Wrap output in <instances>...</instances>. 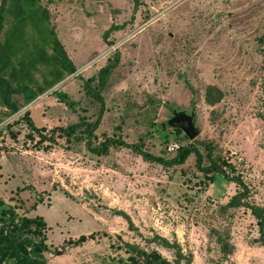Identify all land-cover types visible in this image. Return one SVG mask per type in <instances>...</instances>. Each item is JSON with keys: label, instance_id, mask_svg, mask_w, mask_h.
Here are the masks:
<instances>
[{"label": "rangeland", "instance_id": "obj_1", "mask_svg": "<svg viewBox=\"0 0 264 264\" xmlns=\"http://www.w3.org/2000/svg\"><path fill=\"white\" fill-rule=\"evenodd\" d=\"M37 3L47 10L49 25L76 70L0 128L25 110L45 131L80 118L93 120L95 104L84 97L82 81L94 77L117 51L118 64L101 93L98 140H143L150 154L172 155L163 135L177 147L190 141L182 133L173 138L169 116L192 113L194 139L210 142L231 163L249 189L247 202L264 210V0ZM35 80L40 83L38 75ZM207 85L222 93L213 106L204 102ZM61 96L73 104L67 106ZM150 128L155 132L147 136ZM26 133L23 121L0 133V201L19 215L41 217L49 249L90 233L147 247L143 239L156 235L189 253L190 264H264V248L252 243L257 232L249 213L242 208L218 213L235 185L219 176L204 180L192 155L178 168H162L125 148L95 156L75 140L58 139L48 151L35 150ZM119 213L136 231L127 229ZM211 229L227 231L225 256ZM107 243L100 237L59 255L50 252L46 263L107 264ZM148 247L172 259L171 252Z\"/></svg>", "mask_w": 264, "mask_h": 264}, {"label": "trees", "instance_id": "obj_2", "mask_svg": "<svg viewBox=\"0 0 264 264\" xmlns=\"http://www.w3.org/2000/svg\"><path fill=\"white\" fill-rule=\"evenodd\" d=\"M130 1L134 5L138 2ZM48 19L47 10L38 5L37 0H0V108L3 109L0 112V124L76 70L56 38ZM106 34L107 32L103 36ZM117 64L118 53L114 51L94 77L82 81L84 97L95 104L93 120L80 118L65 127H54L45 131L34 126L28 110H25L5 123L0 128V133L23 121L27 131L24 138L31 144L32 149L48 151L57 144L58 139L66 143L75 140L82 142L87 152L95 156L107 155L110 148H125L140 156L143 161L160 165L162 168H178L192 155L194 169L204 180L213 182L214 177L219 176L225 182L235 185V193L218 207V213L225 214L228 210L239 208L246 210L254 219L257 232L252 243L264 248V210L247 202L249 189L241 176L233 171L227 159L214 152L210 142L193 139L178 146L172 155H166L164 151V154L155 156L144 150L143 140L126 143L118 136L98 140L94 132L104 112L101 93L109 74ZM36 75L40 78L39 84L35 80ZM203 98L208 106H213L221 100L222 93L215 86L207 85ZM61 100L69 107L73 104L63 96ZM163 130L164 128H159V131ZM170 130L173 138L182 133L174 127ZM154 132V129L150 128L147 136H152ZM9 134L13 139L16 136L15 133ZM163 141L166 144L169 142L166 135H163ZM119 214L125 219L127 229L136 231L128 217L123 213ZM45 230L46 225L41 217L19 215L13 207L4 206L0 201V264H47V253L59 255L66 247L79 246L100 237L108 242L107 264H190L191 261L190 254L182 253L176 243L156 235L143 239L147 247L123 241L119 236L90 233L80 235L74 240L63 241V247L59 249H49L45 243ZM211 234L222 256L228 254L230 246L227 231L211 229ZM150 244L171 252L172 259L162 257L155 248L148 247Z\"/></svg>", "mask_w": 264, "mask_h": 264}, {"label": "water", "instance_id": "obj_3", "mask_svg": "<svg viewBox=\"0 0 264 264\" xmlns=\"http://www.w3.org/2000/svg\"><path fill=\"white\" fill-rule=\"evenodd\" d=\"M167 126L179 129L189 141L193 140L197 135L192 113L187 115L184 112H173L167 121Z\"/></svg>", "mask_w": 264, "mask_h": 264}, {"label": "built area", "instance_id": "obj_4", "mask_svg": "<svg viewBox=\"0 0 264 264\" xmlns=\"http://www.w3.org/2000/svg\"><path fill=\"white\" fill-rule=\"evenodd\" d=\"M176 149H177V145L173 142H169L165 146V150L169 153L174 152Z\"/></svg>", "mask_w": 264, "mask_h": 264}, {"label": "flooded vegetation", "instance_id": "obj_5", "mask_svg": "<svg viewBox=\"0 0 264 264\" xmlns=\"http://www.w3.org/2000/svg\"><path fill=\"white\" fill-rule=\"evenodd\" d=\"M173 114V113H172ZM172 114L169 116V118L172 116Z\"/></svg>", "mask_w": 264, "mask_h": 264}]
</instances>
